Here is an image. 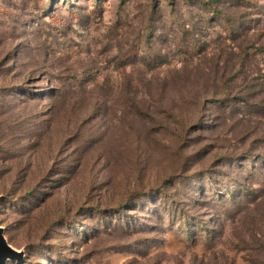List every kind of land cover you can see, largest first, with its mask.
Returning <instances> with one entry per match:
<instances>
[{
  "label": "rangeland",
  "instance_id": "rangeland-1",
  "mask_svg": "<svg viewBox=\"0 0 264 264\" xmlns=\"http://www.w3.org/2000/svg\"><path fill=\"white\" fill-rule=\"evenodd\" d=\"M253 103L264 0H0L6 264H264Z\"/></svg>",
  "mask_w": 264,
  "mask_h": 264
},
{
  "label": "trees",
  "instance_id": "trees-1",
  "mask_svg": "<svg viewBox=\"0 0 264 264\" xmlns=\"http://www.w3.org/2000/svg\"><path fill=\"white\" fill-rule=\"evenodd\" d=\"M240 65H241V63H240ZM246 96L248 97L249 95H246ZM234 98H237V99L239 100V102H238V103H240L239 105H243V104H244V105L246 106V104L248 103L246 97H234ZM226 100L230 101L228 95H225V96L221 99V101L218 100V105H222V103H225ZM238 103L236 102L237 105H238ZM225 105H227V103H226ZM248 105H249V104H248ZM234 106H235V105H234ZM250 106H251V105H250ZM251 107H254V108L256 107V109L258 108V109H260L261 111L264 110L262 104H259V103H253ZM258 112H259V111H258ZM203 128H204V127H203ZM258 140H260L259 142L263 144L264 139H261V138L258 137ZM253 152H254V151H248V152H245V153L243 154V157H240L241 160H239V161H242V160H244V159L247 160V159H249L251 156H257V159L260 161L261 164H263V163H264V145H263L260 149H258V150L256 151L257 154H256V153L253 154ZM241 156H242V155H241ZM232 160H234V162H236L234 158H232ZM202 174H205V177H208V176L210 177V176H212V174L210 173V170L202 171ZM210 178H211V177H210ZM185 180H187V179H185ZM185 180H183L181 184H184V183L186 182ZM179 185H180V184H179ZM241 188H242L241 191L244 192V190H245L244 185H242ZM157 189H158V192H156L154 189H153V191H151V193H153V194H155V193L158 194V198H157L156 196H155V198H154V204H157L159 198H164V197H165V193H164L163 189H162L160 186L157 187ZM146 195H147V194H146L145 192H144V193H143V192H141V193L139 192V193H135L133 196L136 197V198H135V199H136V203L143 204V203H144V197H145ZM160 202H162V200H161ZM160 202H158V204H159ZM173 212H174V211H173ZM173 212H172V213H171V211L167 212V215H168L169 218H171V217H175V216H176ZM184 216L186 217V215L182 213V214H181V218H184ZM171 219H172V218H171ZM186 235H188V233H187Z\"/></svg>",
  "mask_w": 264,
  "mask_h": 264
},
{
  "label": "water",
  "instance_id": "water-1",
  "mask_svg": "<svg viewBox=\"0 0 264 264\" xmlns=\"http://www.w3.org/2000/svg\"><path fill=\"white\" fill-rule=\"evenodd\" d=\"M22 252L12 248L4 238V230L0 227V264H6L8 261H13L21 258Z\"/></svg>",
  "mask_w": 264,
  "mask_h": 264
}]
</instances>
